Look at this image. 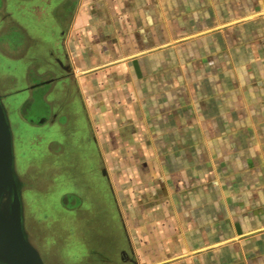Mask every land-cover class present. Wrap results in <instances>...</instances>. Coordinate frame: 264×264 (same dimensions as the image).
<instances>
[{
    "label": "crops",
    "instance_id": "crops-1",
    "mask_svg": "<svg viewBox=\"0 0 264 264\" xmlns=\"http://www.w3.org/2000/svg\"><path fill=\"white\" fill-rule=\"evenodd\" d=\"M9 11L23 16V58L0 70L23 81L2 92L16 128L52 130L38 157L19 148L37 170L26 181L37 217L67 231L69 261L264 264V0H9ZM67 173L75 187L48 196Z\"/></svg>",
    "mask_w": 264,
    "mask_h": 264
},
{
    "label": "rangeland",
    "instance_id": "rangeland-1",
    "mask_svg": "<svg viewBox=\"0 0 264 264\" xmlns=\"http://www.w3.org/2000/svg\"><path fill=\"white\" fill-rule=\"evenodd\" d=\"M260 47H264V41H261L260 43ZM0 63L1 65H3L2 67H8L10 66V60H8V58L6 59H2L0 57ZM30 78H34V75L31 74ZM40 82V75L38 77H36L34 79V81L32 83H39ZM19 86V85H17ZM45 85H39L36 88H34V91L32 93H36L38 91L43 90V87ZM20 97V93L13 95V98H19ZM33 114H28V116H32ZM26 124H19V126H17V128L15 129V127L13 128L14 130V155L16 158V163L20 166L21 163H23V155H20L21 153H23V146L20 147V142H23V140L25 141V149L27 150H35L34 154L35 156L38 157L39 154H37V151L42 152V148L39 146V144H42V142H45L47 139V136H51L52 135V130H48L46 132L47 129L42 130L41 128H39L36 125L33 126H27L26 128ZM45 133H42V132ZM34 136H41L39 138V141L41 143L38 142V144H32L31 140H34L33 138ZM43 135L45 136V140L43 139ZM36 142V141H35ZM48 170H52L53 172L57 171V169H53L52 167L49 168ZM36 172L37 170L35 168H29L28 171H25V169H23V173L25 174L24 180L27 182H30L32 180V177L36 176ZM49 171L46 170V173L43 177L42 182H46L47 179L45 177H47ZM69 174L67 173L65 175V177L60 178L59 181H56L55 184V190L51 191L50 194L48 196L53 197L55 196V194H57L58 192H61L62 194H64L65 192H68L71 188L75 187L73 184H70L69 179H68ZM38 180L36 181L35 179V185H34V189L38 190V191H44L45 188H47V184H42L41 179L37 178ZM57 180V178L55 179ZM27 191V197L29 198V208L27 209L26 212V217H25V223L31 233V235L33 236V239L35 241V243L39 246V251L41 252V254L43 255L44 259L46 258V261H48L50 264H93V262H91V260H89L88 257L82 258L80 260H76L75 262L73 261H69V257L66 255L62 254V250L61 247L64 245V243L68 240V234L67 231L63 230L57 221H52L51 219H49V221H47V219H41L39 217H37L38 211L36 210V202L34 201V193L28 195ZM68 198L70 199V195L67 194ZM32 198V199H31ZM52 199V198H51ZM41 203V202H40ZM82 218L84 216H81ZM51 221V222H50ZM64 223H66L65 221L62 224V219H61V224L64 226ZM67 225V224H65ZM43 238V241H42ZM76 245L80 246L79 243L76 241ZM96 250V248H95ZM92 257H100L98 255H93ZM94 259V258H93Z\"/></svg>",
    "mask_w": 264,
    "mask_h": 264
},
{
    "label": "water",
    "instance_id": "water-1",
    "mask_svg": "<svg viewBox=\"0 0 264 264\" xmlns=\"http://www.w3.org/2000/svg\"><path fill=\"white\" fill-rule=\"evenodd\" d=\"M13 134L0 96V264H44L23 226Z\"/></svg>",
    "mask_w": 264,
    "mask_h": 264
},
{
    "label": "flooded vegetation",
    "instance_id": "flooded-vegetation-1",
    "mask_svg": "<svg viewBox=\"0 0 264 264\" xmlns=\"http://www.w3.org/2000/svg\"><path fill=\"white\" fill-rule=\"evenodd\" d=\"M19 21L22 22V24ZM0 55L6 59L8 58V60L10 61L16 62L20 61L23 58V16L22 19L18 20L11 14V12L9 11V0H0ZM16 76L17 78H15L14 76H8L7 74L2 73V71L0 70V96L13 134V152L14 130L16 129V124L15 121L12 120L11 112L10 109H8L6 97L4 95V92H2V88L5 85H8L11 80H16L18 82L23 81V73H18ZM21 108L23 110V103L21 104L20 109ZM19 114L23 117V112ZM14 127L15 129L13 130ZM14 167L16 172L15 180L20 192V201L23 213V226L29 236V239L35 244L37 249L40 250L25 223L24 194L28 191V185L24 180L25 174L23 173V163H21V165L19 166L16 163L15 155ZM42 259L44 261V264H50L48 261H46V258L44 259L43 256Z\"/></svg>",
    "mask_w": 264,
    "mask_h": 264
}]
</instances>
